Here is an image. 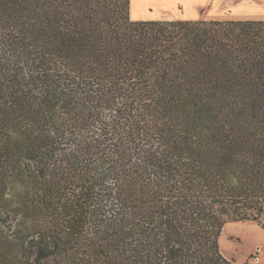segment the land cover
Listing matches in <instances>:
<instances>
[{"label": "trees", "instance_id": "trees-1", "mask_svg": "<svg viewBox=\"0 0 264 264\" xmlns=\"http://www.w3.org/2000/svg\"><path fill=\"white\" fill-rule=\"evenodd\" d=\"M263 216L264 19L0 0V264H236Z\"/></svg>", "mask_w": 264, "mask_h": 264}, {"label": "crops", "instance_id": "crops-1", "mask_svg": "<svg viewBox=\"0 0 264 264\" xmlns=\"http://www.w3.org/2000/svg\"><path fill=\"white\" fill-rule=\"evenodd\" d=\"M261 3L250 0H131V17L139 19H264Z\"/></svg>", "mask_w": 264, "mask_h": 264}, {"label": "rangeland", "instance_id": "rangeland-1", "mask_svg": "<svg viewBox=\"0 0 264 264\" xmlns=\"http://www.w3.org/2000/svg\"><path fill=\"white\" fill-rule=\"evenodd\" d=\"M254 1L261 3L264 11V0ZM220 245L236 264H264V225L253 220L228 221L221 232Z\"/></svg>", "mask_w": 264, "mask_h": 264}]
</instances>
